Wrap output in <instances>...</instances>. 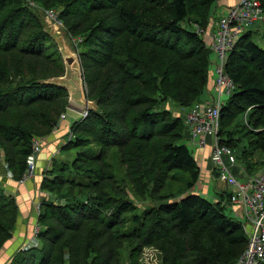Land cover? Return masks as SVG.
<instances>
[{
  "label": "trees",
  "instance_id": "1",
  "mask_svg": "<svg viewBox=\"0 0 264 264\" xmlns=\"http://www.w3.org/2000/svg\"><path fill=\"white\" fill-rule=\"evenodd\" d=\"M31 1L58 10L66 31L83 38L78 58L96 110L64 148L76 150L75 158L54 161L43 179L41 188L58 198L41 202L35 243L11 264H138L147 248L158 264H232L247 246L242 225L220 201L169 191L174 183L192 188L200 170L183 144L181 118L160 110L164 102L187 110L201 101L210 51L196 28L218 0ZM26 6L0 0V151L15 180L35 134L68 106L64 90L41 83L62 77L64 65L60 54L34 49L31 37L50 38ZM251 36L243 34L228 55L235 94L222 105L219 128L248 171L247 158L264 155V45ZM243 116L252 153L240 154L230 127ZM17 215L0 188V248Z\"/></svg>",
  "mask_w": 264,
  "mask_h": 264
},
{
  "label": "built area",
  "instance_id": "2",
  "mask_svg": "<svg viewBox=\"0 0 264 264\" xmlns=\"http://www.w3.org/2000/svg\"><path fill=\"white\" fill-rule=\"evenodd\" d=\"M263 15L260 0H238L236 6L219 19L218 33L212 43L217 60L214 70L215 95L208 104L200 101L188 108L185 117L189 143L197 149H210L208 160L212 165V175L227 189L226 202L231 216L242 225L247 237L246 248L232 264L264 263V174L251 175L245 166L239 164L233 150L222 144L219 136L222 97L230 95L235 88L225 72L228 55L237 40L250 27L262 21ZM48 17L62 24L58 13H48ZM196 32L199 34L198 29ZM87 113L84 112L83 116ZM40 148L41 141L33 139L26 170L18 181L20 185L34 176ZM38 227L37 233L40 230Z\"/></svg>",
  "mask_w": 264,
  "mask_h": 264
},
{
  "label": "rangeland",
  "instance_id": "3",
  "mask_svg": "<svg viewBox=\"0 0 264 264\" xmlns=\"http://www.w3.org/2000/svg\"><path fill=\"white\" fill-rule=\"evenodd\" d=\"M27 4L26 7H28V9L32 12L35 13V15L39 18H42V16L44 18H47L48 20H51L53 23H55L57 26H59V29L65 30V32L67 33V37L66 39H64V42L58 41L60 44H62V46L65 47L66 51L69 53V55L75 54L78 55V53L80 52V50H82V48H80V45L83 43V38L81 36H71L65 29L63 23L59 24L55 21H53L52 19H50L48 17V13H54L57 14L58 10L55 9H41V7L36 4L35 2L31 1V0H24ZM221 1V0H218ZM218 3V2H217ZM216 3V4H217ZM215 4V5H216ZM236 6V5H235ZM234 6V7H235ZM217 7V6H216ZM233 7V8H234ZM233 8H231L230 10H232ZM215 8L212 9V11H210V14L207 16V21L205 26H202L203 28H196V31L198 29L199 31V36H201L203 42L205 43L207 49L210 51V55H209V68L211 69L209 72V78H208V82H207V86L205 88V92L208 91V87L211 86V90L213 92V97H214V89H215V67L217 64V60H215L214 57V53L212 51V43L213 40L215 39L217 33H218V22L219 19L222 18L223 16H226L230 10L222 15H218L217 10L218 8H216V11L213 12ZM34 15V14H33ZM34 15V16H35ZM42 15V16H41ZM59 16V14H58ZM29 19V18H27ZM205 19V20H206ZM212 25H215L216 27V32L212 35L210 34V28ZM256 26L253 28L252 34L253 36H251V39L259 44V45H264V15H263V19L261 22L255 24ZM247 33V32H245ZM47 35V34H46ZM210 35L211 39H210V43H206L204 41V39L206 40V37H208ZM50 40L45 41V38H34L31 37V40H35V47L34 49H38L40 47H43L46 51L52 52L53 55H59L61 54L60 50H59V46H58V42H56L53 39V35H47ZM57 39V38H56ZM61 56V55H60ZM62 62H63V58L61 56ZM64 65V63H63ZM54 79V78H52ZM87 91V87L85 86L84 91ZM203 93V94H204ZM233 94H235V91L232 90L230 95H224L222 97V101L223 103L226 102V100L229 98V96H232ZM68 95V94H67ZM213 100V98H212ZM90 103H92V101L88 100ZM160 110H166L169 111L171 114H173L176 117H180L183 127H184V132H185V139L183 141V144H185L189 150L191 151L192 155L194 156V158L196 159L197 165L199 167V161H200V156L193 151L192 149H197L195 147H193L190 143H189V133L187 135L188 129L185 125V117H186V110L179 108L178 106H175V104H172L170 102H164L161 103L160 105ZM87 115L84 117V112L80 111L79 109L73 108L71 106H67L64 110L61 111V113L56 117L55 119V123L48 129H45L43 131H41L38 134H35V138L34 139H39L41 141V148L40 151L37 154L36 160H35V173L34 176L27 181L24 184V191H26L28 194V198L23 202V197H21L22 202L17 200V196L18 194L21 192L19 191H15L16 196H12V191L10 189H12V183L19 185L18 180H15L12 177V174L7 170V166H6V162L3 156V152L0 151V188L2 189L3 193L6 196H11V198L13 199V202L17 205V209H18V215L19 216V210L22 207L26 208L28 211L30 210V208H32V215L36 216V225L33 234L36 237V233H37V228H39V224L37 223V219L38 216L41 212V202L43 200H47V199H52V200H57V195L47 191V190H43L42 184H43V179L47 176L46 174L48 172H51V167L54 161H68V160H72L75 158V153L76 150H69V151H65L64 148L68 145L74 142L75 140V133L78 132L80 130V127H82L83 123L86 121V119L89 116V111L86 110ZM63 115L65 116V118H63ZM245 116H243L239 121H237L232 127H230V129L232 130V135L235 137V141H237V150L239 151V153L241 151H246L247 153H252L249 152L250 148H248V145L246 143V141L248 142V138L244 139L243 134L245 132V123L247 121H245ZM77 136V134H76ZM42 153H46V157L43 159V161L41 163H38V155L42 154ZM236 154V153H234ZM241 154V153H240ZM237 155V154H236ZM235 155V156H236ZM249 156V155H248ZM237 158V157H236ZM247 160L249 161L252 171H248L251 175H254L256 173H263L264 174V155L259 153V152H254L251 156H249L247 158ZM28 161V159H27ZM238 161V160H237ZM209 163V162H208ZM239 164L241 166H245L244 162H240L239 160ZM210 168H212L211 163H209ZM92 169H97L98 166L97 165H91L90 166ZM202 168L199 167L200 170V174H199V179L196 182V184L189 189H185V186L181 183H174L173 185L171 184V187L169 189L173 190L175 193L179 194V195H187L189 193H197L207 199H209L212 202L215 201H220L221 203H224V207L226 208V214H230V210H229V205H228V201L227 197H228V193H227V189L223 186L220 187L219 185L220 182H218V180L216 178H211L208 179L207 181L205 180V178L203 177V171H201ZM26 170V169H25ZM24 174V173H23ZM22 177V176H21ZM6 182L11 183L10 185V189L6 187ZM168 191V192H169ZM20 197V195H19ZM216 197V198H214ZM137 202V201H136ZM152 203H150L149 201H147V203H143L141 204V202H137L136 206L138 207H143V205H151ZM34 212V213H33ZM31 214V213H30ZM17 219L15 221V226L13 228L12 231V235L16 233L17 230ZM10 240V239H9ZM35 240V238H34ZM156 253L154 250L152 249H145L144 252L141 254V256L138 259V264H158V260L156 257Z\"/></svg>",
  "mask_w": 264,
  "mask_h": 264
},
{
  "label": "crops",
  "instance_id": "4",
  "mask_svg": "<svg viewBox=\"0 0 264 264\" xmlns=\"http://www.w3.org/2000/svg\"><path fill=\"white\" fill-rule=\"evenodd\" d=\"M238 0H221L218 1V3L215 5V9L213 10L216 11V8H218L217 10V14L218 15H222L227 13L231 8H233L236 4H237ZM217 6V7H216ZM256 25L250 27L248 29L247 32H251L253 31V28ZM216 32V27L215 25H212L210 28V34H214ZM252 33V32H251ZM210 35L208 37H206V40L204 39V41L206 43H210ZM211 70V69H210ZM211 72V71H210ZM213 98V92L211 90V86L208 87V91L205 92L202 96H201V102L202 103H210L212 101ZM193 151H195L200 157V161H199V167L202 168L201 171H203V177L205 178V180L207 181L208 179H213V175H212V168H210L209 163L210 161L208 160V155L210 153V149H192ZM46 157V153H42L40 155H38V163H41L43 161V159ZM209 162V163H208ZM12 183V182H11ZM11 183L6 182V187L9 188ZM221 184V183H220ZM12 189H10L12 192V196H16L15 191H21L18 196H17V200L22 202L21 197H23V202L28 198V193L26 191H24V184L23 185H17V184H13L12 183ZM220 187H223V185H219ZM20 195V197H19ZM216 198V197H214ZM31 213V214H30ZM34 213V212H33ZM231 215V213H230ZM19 224V225H18ZM17 230L16 233L13 234V236L10 238V240L6 241L5 244L0 248V264H11V261L13 259V257L16 255V253L23 251L27 248H29L30 246L34 245V234L33 231L36 225V216L32 215V208H30V210L28 211L26 208L22 207L19 210V216L17 219Z\"/></svg>",
  "mask_w": 264,
  "mask_h": 264
},
{
  "label": "water",
  "instance_id": "5",
  "mask_svg": "<svg viewBox=\"0 0 264 264\" xmlns=\"http://www.w3.org/2000/svg\"><path fill=\"white\" fill-rule=\"evenodd\" d=\"M42 16V15H41ZM43 31L47 35H53V39L58 42H64L67 37L65 30L59 29L60 27L53 23L47 18H39ZM57 38V39H56ZM61 56L64 63V75L62 77H56L54 79H49L46 81H41V83L52 85L58 87L68 94V106L79 109L82 112L95 111L96 105L94 102L90 103L86 97L85 84L83 83L82 70L80 66V61L78 55H69L65 47L59 42L57 43Z\"/></svg>",
  "mask_w": 264,
  "mask_h": 264
}]
</instances>
